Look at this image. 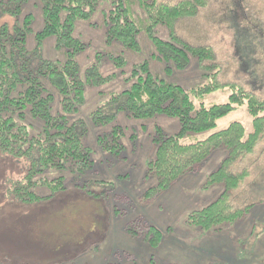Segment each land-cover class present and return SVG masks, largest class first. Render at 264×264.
<instances>
[{
	"label": "rangeland",
	"instance_id": "1",
	"mask_svg": "<svg viewBox=\"0 0 264 264\" xmlns=\"http://www.w3.org/2000/svg\"><path fill=\"white\" fill-rule=\"evenodd\" d=\"M182 1L159 0V3L176 5ZM206 1L207 5L195 16L176 21L175 35L190 47L212 49L215 57L212 64L217 66L214 71L218 72L219 83L238 85L264 100V0ZM131 2L133 17L140 20L142 26L146 25L137 0ZM101 10L99 8L89 22L76 24L79 38L90 44L89 49L77 57L80 69L83 71L95 62L94 53L97 52L101 56L99 62L104 65L102 75H117L112 82L95 90L86 89V104L79 113L86 129L81 141L83 146L93 149L94 164L85 178L67 170H46L39 178L51 180L63 176L62 184L66 191L59 192L50 200L22 206L14 203L7 190L11 189V182L24 177L28 164L25 160L0 154L1 264H188L185 254L189 249L195 253L196 244L199 247L201 243L192 236L193 230L200 229L188 225L186 217L213 196L215 190L212 187L216 185L203 190L197 189V185L183 187L184 184L178 183L150 202H140V196L152 182L146 183L142 176L146 163L154 159L156 146L151 142L154 129L159 127L164 134L173 135L179 130L177 120L157 116L137 121L120 113L115 115L112 123L93 124L94 118L114 111L106 106L109 93L129 87L124 81L127 77L124 72L128 74L133 66L147 61L152 74L168 83L191 89L201 84L199 62L196 57L189 56L186 68L166 74L164 63L153 56L151 40L153 36L171 41L168 28L160 24L152 28L151 34L145 31L138 34L139 51L136 53L123 49L117 43L105 45ZM29 11L37 18L35 7H29ZM12 22L8 16L0 19V24L11 25ZM27 45L32 49L29 39ZM43 48L44 58H56L51 44ZM117 56L126 61L123 75L110 64ZM227 97L226 91L219 90L205 95L203 102L205 105L223 104ZM251 120L246 109L239 107L220 119L214 131L239 122L247 135L252 130ZM114 125L126 128L127 136L136 134L137 140H123L125 147L120 151L96 150L97 137ZM207 135L189 134L183 142L202 140ZM222 155L225 156L222 150L214 152L207 162L199 166L198 173L216 170L224 157ZM229 172H247V177L231 193L229 206L233 210L252 207L247 215L226 225L227 232L222 235L228 242L238 240V249L232 244L215 248L209 254L211 261L208 264H264V136L251 154L229 167ZM84 181L87 183L83 184ZM75 183H78L77 187H74ZM220 188L222 192L221 185ZM34 189L38 195L50 193L46 186ZM99 224L109 230L105 239L102 235L98 237L97 231L93 230ZM142 225L155 226L162 231L158 248L144 243L143 233L131 236L126 232L128 226L139 227L135 229L141 232ZM90 245L91 250L88 249Z\"/></svg>",
	"mask_w": 264,
	"mask_h": 264
},
{
	"label": "trees",
	"instance_id": "2",
	"mask_svg": "<svg viewBox=\"0 0 264 264\" xmlns=\"http://www.w3.org/2000/svg\"><path fill=\"white\" fill-rule=\"evenodd\" d=\"M137 3L145 18L144 26L133 17L131 0H0V19L8 16L13 21L11 25L0 24V154L28 164L24 177L11 182L7 194L22 206L44 202L66 191L63 176L51 180L39 178L46 170H67L85 178L92 168L93 149L82 144L86 129L79 113L86 104V89L95 90L112 82L117 75H102L104 65L99 62L101 56L97 52L95 62L83 71L80 69L77 57L83 55L90 44L79 38L76 24L89 22L100 8L105 45L117 43L136 53L139 51L138 34L141 31L151 34L154 26L164 25L171 41L152 36L153 56L164 63L166 74L186 68L189 56L196 57L201 67V84L185 89L168 83L152 74L148 62L144 61L133 66L128 74L124 72L127 75L124 81L129 87L109 93L106 106L114 111L94 118V126L112 123L120 113L137 121L157 116L177 120L179 130L173 135L164 134L159 127L154 129L151 139L156 146L154 159L146 163L142 176L146 183L152 182L140 196L142 203L150 202L182 177L195 173L214 152L224 151L219 166L206 177L202 186L207 190L221 185L222 192L214 201L186 217L188 225L201 231L222 232L226 225L247 215L252 207L233 210L229 206L231 193L247 177V172L230 173L229 167L251 154L264 136V100L238 85L219 83L218 72L214 71L217 66L212 64L215 58L212 49L190 47L175 35L176 21L195 16L207 5L206 0H183L176 5L162 4L159 0H137ZM32 6L37 9V18L29 11ZM28 39L32 49L28 48ZM46 44H51L56 58L43 57ZM110 64L123 75L126 61L122 56L112 58ZM219 90L228 93L227 102L205 105L204 96ZM239 107H244L252 119L249 134L246 135L239 122L214 131L220 119ZM126 133V128L112 126L97 137L96 150H122L123 140L137 139L136 134L127 136ZM203 133L208 135L202 140L183 142L189 134ZM38 186H46L50 193L38 195L34 191ZM77 186L75 183L74 187ZM135 228L139 229L128 226L126 232L131 236L143 233L142 241L152 248L159 245L160 229L142 225L140 232Z\"/></svg>",
	"mask_w": 264,
	"mask_h": 264
},
{
	"label": "crops",
	"instance_id": "3",
	"mask_svg": "<svg viewBox=\"0 0 264 264\" xmlns=\"http://www.w3.org/2000/svg\"><path fill=\"white\" fill-rule=\"evenodd\" d=\"M222 156H224V155H222ZM213 169H216V167L213 166ZM210 172H212V170H209L206 174H199L198 170H197L195 173H192V174H189V175L182 177L175 184H178V183L184 184L185 186L183 185V187H186V186L194 187L195 185H197V189H201L202 185L204 184L202 182L205 181L206 177L210 174ZM212 189L215 190L213 196L211 198H208V200H207L208 202L206 200H204L205 202L203 204H200L201 206H199V208H195V211L204 207L205 204L207 205L208 203H211L215 198H217V196L221 192L220 185L213 186ZM99 225H97V227H95L93 230H95V232L97 231L98 237H101V235H102V238L105 239L104 236H107L109 230L107 228L103 229L102 225L101 224H99ZM91 231H89V233H92ZM192 232H193L192 236H194L197 240H200L201 243H200L199 247L196 244V246H195L196 248L194 249L195 253H193V249H189L188 253L185 254V257L187 256L189 259L188 264H197V263L198 264H208V262L211 261V257L209 256V254L215 248H219L222 246H227V245L232 244V245H235L238 249V244H239L238 240L233 239L231 242H228L227 240H225L222 237V235L227 232L226 230L219 232V233L203 232L201 230H193ZM158 247H159V245L157 246V248ZM88 249L89 250L92 249L91 245L88 247ZM233 251L235 252L236 249H234ZM180 253L182 254L181 251H180ZM174 263H176V262H174ZM176 264H182V262L176 263Z\"/></svg>",
	"mask_w": 264,
	"mask_h": 264
}]
</instances>
